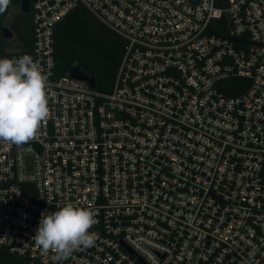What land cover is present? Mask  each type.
Wrapping results in <instances>:
<instances>
[{"label": "built area", "instance_id": "built-area-1", "mask_svg": "<svg viewBox=\"0 0 264 264\" xmlns=\"http://www.w3.org/2000/svg\"><path fill=\"white\" fill-rule=\"evenodd\" d=\"M79 6L125 41L108 92L56 72L55 28ZM30 7L51 115L37 140L0 142V250L58 264L34 235L71 203L96 241L59 264H264V0Z\"/></svg>", "mask_w": 264, "mask_h": 264}, {"label": "clouds", "instance_id": "clouds-1", "mask_svg": "<svg viewBox=\"0 0 264 264\" xmlns=\"http://www.w3.org/2000/svg\"><path fill=\"white\" fill-rule=\"evenodd\" d=\"M11 0H0V13ZM48 76L39 63L25 54L0 59V142L22 146L35 141L50 118ZM95 212L67 203L48 215L42 214L35 243L44 253L53 252L62 262L81 248L94 246L98 221Z\"/></svg>", "mask_w": 264, "mask_h": 264}, {"label": "trees", "instance_id": "trees-1", "mask_svg": "<svg viewBox=\"0 0 264 264\" xmlns=\"http://www.w3.org/2000/svg\"><path fill=\"white\" fill-rule=\"evenodd\" d=\"M11 9L15 15L8 20ZM9 27L14 39L6 42L1 34L3 27ZM33 43L32 13L19 12V0H11L6 11L0 13V56L31 51ZM125 41L100 23L90 12L79 6L68 14L55 28V62L59 75H68L77 67L83 74L93 77L97 90L108 92L122 58ZM238 90L227 92L237 95L247 88V81L235 79ZM0 264H27L26 260L0 250Z\"/></svg>", "mask_w": 264, "mask_h": 264}, {"label": "water", "instance_id": "water-1", "mask_svg": "<svg viewBox=\"0 0 264 264\" xmlns=\"http://www.w3.org/2000/svg\"><path fill=\"white\" fill-rule=\"evenodd\" d=\"M31 6V0H19V12L23 15H27L30 13V7ZM1 34L3 39L6 42H9L13 40L14 35L11 29L7 26L3 27L1 30ZM68 76L83 80L89 84L91 88H95V80L93 77H88L85 74H83L77 67L71 68L68 71Z\"/></svg>", "mask_w": 264, "mask_h": 264}, {"label": "rangeland", "instance_id": "rangeland-1", "mask_svg": "<svg viewBox=\"0 0 264 264\" xmlns=\"http://www.w3.org/2000/svg\"><path fill=\"white\" fill-rule=\"evenodd\" d=\"M15 13H16V11H15L14 9H11L10 14L8 15V16H9V17H8V20L11 19V17L14 16Z\"/></svg>", "mask_w": 264, "mask_h": 264}]
</instances>
